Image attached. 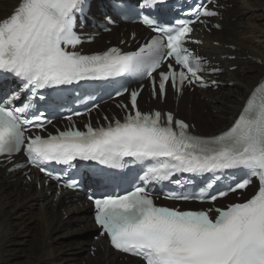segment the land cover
<instances>
[{
  "label": "snow or ice",
  "instance_id": "snow-or-ice-1",
  "mask_svg": "<svg viewBox=\"0 0 264 264\" xmlns=\"http://www.w3.org/2000/svg\"><path fill=\"white\" fill-rule=\"evenodd\" d=\"M162 2L142 0L140 8L151 9ZM83 4L84 0H17L11 12L0 18V72L22 82L20 92L0 100V154L23 150L31 164L57 181L62 177L43 165L54 162L72 167L79 160L120 169L125 158H131L144 165L141 184L123 194L89 196L100 234L107 235L115 249L145 264H264V83L254 88L238 118L219 135L194 134V125L172 112H142L138 90L129 93L128 104L118 105L126 112L122 121L114 119L95 128L88 124L83 131L73 125L47 137L29 134L32 128H44L43 112L29 118L36 108L34 99H45L39 95L41 90L146 76L153 98L164 99L169 87L179 95L186 84L207 86L201 72L219 71L186 47L192 25L203 23L201 17L217 15L207 4L193 9L194 19L177 20L172 26H160L150 13H141L142 23L156 33L149 42L137 51L111 47L90 55L75 50L82 43L75 19ZM165 60L174 61L179 70L172 63L160 70ZM21 92L30 95L21 106H14ZM126 92L125 88L115 95ZM225 170H242L244 178L214 194L213 181L198 191H168L165 198L214 203L246 189L251 178L258 179V190L223 209L180 210L158 206L147 187L164 181L182 185L180 179L172 181L177 174L212 173L217 178L216 173ZM63 186L71 189L78 184L68 179Z\"/></svg>",
  "mask_w": 264,
  "mask_h": 264
},
{
  "label": "bare ground",
  "instance_id": "bare-ground-1",
  "mask_svg": "<svg viewBox=\"0 0 264 264\" xmlns=\"http://www.w3.org/2000/svg\"><path fill=\"white\" fill-rule=\"evenodd\" d=\"M229 1H237V20L232 21L233 10L225 11L227 19L222 22L223 28L202 33L204 43L200 48L227 67L238 66L237 70L228 68L226 74L236 86L212 93L213 96L204 101L197 99L198 104L193 103L194 98L188 96L193 108L189 107L188 114L182 109L183 115L187 114L186 119L197 121L193 117L195 105L203 109L205 105L210 106L216 110L219 120L225 123L222 127L235 119L246 94L264 73V0ZM16 2L0 0V18L10 13ZM228 29L232 30L233 36H230ZM214 41H219V45H214ZM234 54L238 55L236 60L230 58ZM185 96L180 98V106L185 105ZM197 123L200 124L199 121ZM203 126L211 128L206 122H203ZM50 190L52 186L46 187L43 182L39 190L34 182H26L17 173L0 171V264H80L81 260L83 264H142L138 259H127L112 251L106 239L94 241L89 237L93 222L91 212L88 215L87 211H92V206L87 205L81 195L73 200L71 194L68 196L63 193L56 202L54 191L50 194ZM23 195L25 198L21 200ZM33 201L37 205H29ZM26 204L28 206H24ZM69 219L71 223L67 222ZM36 227L39 228V238L32 239L30 235H33L31 232ZM70 235L72 238H67ZM80 240H83L81 245ZM92 243L98 245L93 255L89 253ZM87 247L88 252L85 253Z\"/></svg>",
  "mask_w": 264,
  "mask_h": 264
},
{
  "label": "rangeland",
  "instance_id": "rangeland-1",
  "mask_svg": "<svg viewBox=\"0 0 264 264\" xmlns=\"http://www.w3.org/2000/svg\"><path fill=\"white\" fill-rule=\"evenodd\" d=\"M234 3H230V6L228 7V10H233L232 11V13H233V17H234V19H232V21L233 22H235V20H237V12L235 11V8H236V5H237V1H233ZM244 16H246V15H244ZM227 19V18H226ZM227 31H230V36H233V34H232V30L231 29H228ZM235 36V35H234ZM214 42H217V41H214ZM213 42V43H214ZM232 43V42H231ZM237 55V54H236ZM257 56H259V55H257ZM256 62V61H255ZM256 63H258V62H256ZM246 67V66H245ZM246 68H248V67H246ZM264 75V73H262V75L261 76H263ZM260 76V77H261ZM259 80V79H258ZM255 83V82H254ZM235 86L236 85H234V86H229V85H226L224 88H221V90L219 91V93L221 92V91H225L226 89H234L235 88ZM225 89V90H224ZM214 93H218V92H214ZM247 95L248 94H246V97H247ZM209 96H213L212 95V93L211 92H209V93H205L204 95H201V94H195L194 96H193V98H194V100L192 101L193 103H196V104H198L197 103V101H199V100H201V101H204V100H206L207 98H209ZM227 96V95H226ZM245 97V98H246ZM228 98V97H227ZM144 99H145V96L143 97V101H144ZM197 99H199V100H197ZM245 100V99H244ZM189 100H187V99H185V105L184 104H182V109H184L185 111H187L188 109H190L189 107H191L192 106V104L190 103V102H188ZM194 105V104H193ZM204 107V109L201 107V106H199V105H195V109H194V113H193V117L196 119V115L198 114L199 116H201L202 118H203V120H204V122H206L208 125H209V127H211V128H209V130H207V131H205V133L206 134H215V133H217V132H220V131H222V129H224L225 127H227V126H225V127H222L221 125L222 124H225L224 122H221L219 119V117L216 115V110L214 109V108H212V107H210V106H203ZM192 108H193V106H192ZM210 112V113H209ZM211 112H212V114H211ZM197 113V114H196ZM188 114V113H187ZM186 114V115H187ZM211 114V115H210ZM214 114V115H213ZM186 115H181V116H183V117H185L186 118ZM217 118V119H216ZM196 120H198V119H196ZM194 122H196V121H194ZM198 122V121H197ZM221 123V124H220ZM198 124V126L200 127V124L199 123H196V125ZM221 127V128H220ZM215 130V131H214ZM212 131H214V132H212ZM204 133V134H205ZM25 198V195H23V197H22V199L21 200H23ZM37 201V200H36ZM36 201H33V202H31V203H29V205L30 204H35L36 203ZM23 204V203H22ZM22 204H20L19 205V208H20V206L22 205ZM36 205H37V203H36ZM24 206H28V204H26V205H24ZM23 206V207H24ZM36 207V206H35ZM90 212H91V209H88V211H87V214L89 215L90 214ZM35 221H37L36 219H35ZM67 222H69V223H71L70 222V219L69 220H67ZM34 230V229H33ZM31 233H33V235H30V237L33 239V237L35 238V239H37V238H39V228L38 227H36L35 228V231L34 232H31ZM34 234L36 235V237L34 236ZM67 238H72V236L70 235V236H68ZM83 241V240H82ZM81 240L79 241V244L81 245V242H82ZM69 251H71V250H69ZM88 252V247H87V250L85 251V253H87ZM97 257V256H96ZM57 257H55V259H56ZM82 261L83 260H81L80 261V264H83L82 263Z\"/></svg>",
  "mask_w": 264,
  "mask_h": 264
},
{
  "label": "trees",
  "instance_id": "trees-1",
  "mask_svg": "<svg viewBox=\"0 0 264 264\" xmlns=\"http://www.w3.org/2000/svg\"><path fill=\"white\" fill-rule=\"evenodd\" d=\"M206 128H208V127H206ZM209 129V128H208Z\"/></svg>",
  "mask_w": 264,
  "mask_h": 264
}]
</instances>
